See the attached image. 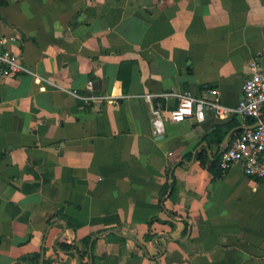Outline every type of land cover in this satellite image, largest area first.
<instances>
[{
  "label": "crops",
  "instance_id": "crops-1",
  "mask_svg": "<svg viewBox=\"0 0 264 264\" xmlns=\"http://www.w3.org/2000/svg\"><path fill=\"white\" fill-rule=\"evenodd\" d=\"M1 50L0 264H264V181L217 164L250 121L170 118L238 103L264 0H0Z\"/></svg>",
  "mask_w": 264,
  "mask_h": 264
},
{
  "label": "built area",
  "instance_id": "built-area-1",
  "mask_svg": "<svg viewBox=\"0 0 264 264\" xmlns=\"http://www.w3.org/2000/svg\"><path fill=\"white\" fill-rule=\"evenodd\" d=\"M249 75L243 83L242 96L235 106H227L217 99L207 100L194 98L188 92L179 94L177 105L170 111L173 121H182L187 116H194L197 121L204 119L205 110L210 109L219 118L233 115L242 121H250V125L240 131L229 144L220 152L218 166L222 172L228 170L234 163L241 162L243 172L256 180L264 181V68L257 59H251L247 63ZM27 71L19 60V57L10 50L0 51V76L14 77ZM216 94L217 90L211 89ZM74 94L76 92L73 91ZM77 96L86 102L97 100L103 103H113L111 97L103 96ZM148 100L151 95L146 94ZM151 124L154 135L164 132V124L161 110L152 105Z\"/></svg>",
  "mask_w": 264,
  "mask_h": 264
},
{
  "label": "trees",
  "instance_id": "trees-1",
  "mask_svg": "<svg viewBox=\"0 0 264 264\" xmlns=\"http://www.w3.org/2000/svg\"><path fill=\"white\" fill-rule=\"evenodd\" d=\"M122 86H123V91H126V89H127V82L125 81V80H122ZM155 106V105H154ZM239 132H237L236 134H238ZM235 134V135H236ZM197 159H199V163L201 164V165H204L205 163L207 164H209L210 163V165L208 166L209 168H211V164H214V161H207L205 158H203L202 156H200V155H197ZM217 164H218V162H217ZM220 169V168H219ZM221 171V170H220ZM89 242H90V239H87V240H84V244L86 245V246H88L89 245ZM59 247L60 248H65V249H67V248H69L66 244H63V243H59ZM22 262H24V263H29V264H31V263H35V262H37L38 260H39V256H38V254H34V255H27V256H23V257H21V259H20ZM44 264H49V263H47V262H44Z\"/></svg>",
  "mask_w": 264,
  "mask_h": 264
},
{
  "label": "water",
  "instance_id": "water-1",
  "mask_svg": "<svg viewBox=\"0 0 264 264\" xmlns=\"http://www.w3.org/2000/svg\"><path fill=\"white\" fill-rule=\"evenodd\" d=\"M240 130H242L241 128H239Z\"/></svg>",
  "mask_w": 264,
  "mask_h": 264
}]
</instances>
